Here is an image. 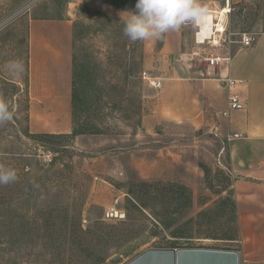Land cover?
I'll list each match as a JSON object with an SVG mask.
<instances>
[{
	"label": "rangeland",
	"instance_id": "obj_1",
	"mask_svg": "<svg viewBox=\"0 0 264 264\" xmlns=\"http://www.w3.org/2000/svg\"><path fill=\"white\" fill-rule=\"evenodd\" d=\"M135 3L0 0V100L12 113L0 122V167L16 175L0 183V264L18 262V212L31 209L18 206L26 184L51 179L73 180L69 194L86 198L83 227L102 221L124 224L130 231L121 252L105 264H127L154 249L240 251L242 238L230 207L235 178L227 140L189 124L162 123L150 132L141 128V117L154 107L160 78L173 74L179 60L168 56V70L156 71L155 54L154 64L146 68L143 41L132 42L123 31ZM62 18L74 26L72 131L34 139L38 134L30 131L27 112L28 24L30 19ZM259 25L257 0L228 15L233 41L241 34L252 36ZM193 30L192 25L178 30L187 38L183 62L204 71V58L219 54L220 48L198 49ZM76 124L83 132L77 136L72 134ZM116 200L123 219H106L105 210Z\"/></svg>",
	"mask_w": 264,
	"mask_h": 264
},
{
	"label": "crops",
	"instance_id": "obj_2",
	"mask_svg": "<svg viewBox=\"0 0 264 264\" xmlns=\"http://www.w3.org/2000/svg\"><path fill=\"white\" fill-rule=\"evenodd\" d=\"M251 1L228 0V4L233 11L251 5ZM257 1L260 28L253 33L250 47L233 41L219 50L220 56H229L226 64L202 71L183 62L187 38L178 30L143 40L146 68H151L155 54L156 71L168 70L164 65L168 56L179 61L173 74L160 78L154 107L141 117V128L150 132L162 123L189 124L212 129L227 140L242 238L237 251L240 264H264V0ZM200 3L216 10L225 0ZM73 27L68 18L29 21L27 112L32 133L62 135L72 131ZM153 77L159 79L157 73ZM225 78L241 82L238 91L245 104L244 109L232 110L226 117L222 116L228 106Z\"/></svg>",
	"mask_w": 264,
	"mask_h": 264
},
{
	"label": "trees",
	"instance_id": "obj_3",
	"mask_svg": "<svg viewBox=\"0 0 264 264\" xmlns=\"http://www.w3.org/2000/svg\"><path fill=\"white\" fill-rule=\"evenodd\" d=\"M72 86H75L74 82ZM74 99L72 90V103ZM76 126L72 133L75 136L83 133ZM64 136L38 134L33 137ZM72 184L71 179L35 181L29 187L26 184L25 192L18 198V206L24 203L31 209L21 208L18 212V262L11 261L10 264H53L54 260L58 264H105L121 252L129 241L130 231L124 224L102 221L83 227L81 216L86 198L70 195ZM137 207L144 209L141 204ZM230 207L237 225L233 200Z\"/></svg>",
	"mask_w": 264,
	"mask_h": 264
},
{
	"label": "clouds",
	"instance_id": "obj_4",
	"mask_svg": "<svg viewBox=\"0 0 264 264\" xmlns=\"http://www.w3.org/2000/svg\"><path fill=\"white\" fill-rule=\"evenodd\" d=\"M127 12L123 31L132 42L159 39L186 24L198 26L201 30L210 24V10L200 0H136L135 10ZM11 118L8 103L0 100V122ZM15 178L14 170L0 167V183Z\"/></svg>",
	"mask_w": 264,
	"mask_h": 264
},
{
	"label": "built area",
	"instance_id": "obj_5",
	"mask_svg": "<svg viewBox=\"0 0 264 264\" xmlns=\"http://www.w3.org/2000/svg\"><path fill=\"white\" fill-rule=\"evenodd\" d=\"M225 5L216 10H210V24L209 27L201 30L198 26L193 27V43L197 46L198 49H204L206 46L212 48H225L228 44H231V36L228 34V15L230 14V6L228 0H225ZM191 26V24H186L183 26ZM235 41V40H234ZM253 38L247 34H241V37L236 41L239 45L247 48L252 44ZM198 55V53H196ZM207 61V66L209 68H214L219 65H223L229 62V56H220L219 54H209L207 58H204ZM225 84V87L228 91V106L225 111L222 112V116H228L229 112L232 110H242L245 108V104L242 101L240 92L238 91V86L240 81H236L230 78H225L222 80ZM234 138L237 135H233ZM119 202L116 200L108 209L105 210V218L111 220H120L123 219L124 213L118 209Z\"/></svg>",
	"mask_w": 264,
	"mask_h": 264
},
{
	"label": "water",
	"instance_id": "obj_6",
	"mask_svg": "<svg viewBox=\"0 0 264 264\" xmlns=\"http://www.w3.org/2000/svg\"><path fill=\"white\" fill-rule=\"evenodd\" d=\"M127 264H240L238 252L211 249L147 250Z\"/></svg>",
	"mask_w": 264,
	"mask_h": 264
}]
</instances>
